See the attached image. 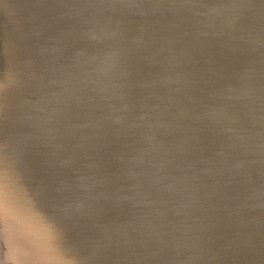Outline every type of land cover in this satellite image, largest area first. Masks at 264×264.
I'll return each instance as SVG.
<instances>
[{
    "label": "water",
    "instance_id": "1",
    "mask_svg": "<svg viewBox=\"0 0 264 264\" xmlns=\"http://www.w3.org/2000/svg\"><path fill=\"white\" fill-rule=\"evenodd\" d=\"M0 264H264V0H0Z\"/></svg>",
    "mask_w": 264,
    "mask_h": 264
},
{
    "label": "snow or ice",
    "instance_id": "2",
    "mask_svg": "<svg viewBox=\"0 0 264 264\" xmlns=\"http://www.w3.org/2000/svg\"><path fill=\"white\" fill-rule=\"evenodd\" d=\"M0 171H2V162H0ZM2 179H3V177H2V175H0V182H2Z\"/></svg>",
    "mask_w": 264,
    "mask_h": 264
}]
</instances>
